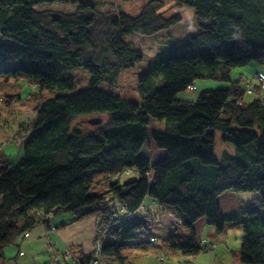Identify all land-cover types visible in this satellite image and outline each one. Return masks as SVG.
I'll return each instance as SVG.
<instances>
[{
    "label": "trees",
    "instance_id": "16d2710c",
    "mask_svg": "<svg viewBox=\"0 0 264 264\" xmlns=\"http://www.w3.org/2000/svg\"><path fill=\"white\" fill-rule=\"evenodd\" d=\"M56 1L79 6L72 13L37 8ZM174 1L167 12L189 7L201 32L162 44L143 77L150 88L142 87L143 102L136 103L96 85L144 62L132 37L176 27L179 13L166 16L157 0L136 17L80 0H0V99L7 107L22 100V77L41 99L35 119L16 134L23 137L20 160L14 165L0 155V259L39 225L55 230V214L69 212L72 223L98 219L89 254L69 247L74 264H90L98 237L103 264H126L124 251L144 243L161 246L151 228L162 214L177 221L167 236L174 255L209 252L213 245L195 231L205 219L219 234L227 224L242 227L241 264H264V82L257 79L261 71L257 84L232 76L264 64V0ZM78 67L90 72V87L64 94L75 89L69 72ZM199 80L229 86L205 90L195 101L177 98ZM58 91L44 100V92ZM97 118L100 124L89 123ZM217 131L235 147L220 160ZM150 140L159 158L144 154ZM251 192L260 196L238 213L222 214L220 196ZM147 199L156 213H142ZM178 226L189 231L179 241Z\"/></svg>",
    "mask_w": 264,
    "mask_h": 264
},
{
    "label": "rangeland",
    "instance_id": "374dc122",
    "mask_svg": "<svg viewBox=\"0 0 264 264\" xmlns=\"http://www.w3.org/2000/svg\"><path fill=\"white\" fill-rule=\"evenodd\" d=\"M152 0H80V2L84 3H91L96 4L102 11H113L116 13L119 12H125L131 16H139L142 12V9ZM162 2L165 5L166 9V16H171L172 14L179 13L182 16V23L178 24L174 29L160 32L159 34L147 37V36H141V35H135L132 37V41L136 44V46L144 52L146 55V58L144 62L138 64L136 67L131 69L122 70L120 72L109 74L107 77L102 79L96 87L100 90L106 91V92H112L116 96H119L120 98L136 103H142L143 102V90L142 87H145L144 89H149L150 86L147 82H143V77L147 73V67L151 63L153 57L157 54V52L162 48V44L166 41L171 40H177L180 42L185 36L188 34H198L201 32V29L197 25V23L193 20V12L189 7H183L182 9H174L172 12L168 11L167 9L175 4L174 0H157ZM79 6V1L77 2H64V1H56L54 3L39 5L37 8L39 9H53L58 10L66 13H72L77 10ZM257 65L256 63L251 64L250 68H238L233 70L232 76L238 77L240 76L241 72L243 70L246 71L244 73L245 77L248 79V81L254 82V84H257L258 81L255 79L256 73H252L253 67ZM264 65L258 64V69L262 70L261 73L264 75ZM241 71V72H240ZM257 73V74H258ZM69 75L73 77V80L75 82V89L71 93H64V94H73L77 92L84 91L90 87L91 82V74L88 70L78 67L74 68L69 72ZM2 78H9L7 76H2ZM20 80L23 83V91L21 93L22 102L24 105H21L19 107L21 110L17 111L18 113L15 114L16 110L13 111L12 114H7L6 119L10 118L11 122L0 126L2 129L5 130V136H8L9 139L5 143L4 141H1L0 147H2L0 151V155L4 153L7 156H10L11 162L14 164L20 160L18 155L20 154L19 150L21 149L23 137L16 135L20 128L27 126L31 123L33 119H35L36 115L34 113L35 106L37 103L41 101L39 97H36V94H33V88L30 86V84L24 79V77L20 78ZM246 81V79H245ZM229 84L227 83H221L216 82L212 80H199L195 83V89H190L187 91L180 92L177 95V98L180 100H189V101H195L199 97V95L205 91V90H215V89H225ZM213 88V89H212ZM60 95L62 94L60 91L55 93L50 92H44L43 97L44 100L53 97L54 95ZM1 100V99H0ZM2 101V100H1ZM3 102V101H2ZM14 104V103H13ZM35 115V117H34ZM13 117V118H11ZM159 122H155L152 126L153 128H159ZM154 130V129H152ZM3 136V134H2ZM2 136L0 135V140L2 139ZM7 137V138H8ZM7 145H9L7 147ZM151 145H154L153 141L150 140L148 144L144 148V154L151 155L153 157L159 158V155L154 151V148L150 151L149 147ZM215 158L216 160H220L222 155L225 152H228L230 154L235 153V147L228 142H225L222 138V132L217 131L215 134ZM7 147L6 150L4 148ZM155 147V145H154ZM165 153V151H163ZM131 175H124L123 179H131ZM105 187L96 188L95 192H102L105 191ZM233 195V194H232ZM241 200H247L250 201L254 198H257L260 196V192H251V193H235ZM229 199L228 195H225L222 197L223 200V210L224 212H227L228 214L233 213V210H236V207L233 209V204L230 206L225 203ZM150 200V199H148ZM223 213V214H227ZM63 214H70L71 213H62ZM57 215L55 214L54 217ZM201 220L197 226H196V234L198 236V239L204 243H207V245H213L211 246L209 252H203L200 253L197 257H189L190 261L193 264H241L239 260V248L241 245V238H242V230L238 224H227L226 230L224 233L219 234L217 230L213 227H211L208 224V221ZM162 227L158 223H154L153 228H151V234L157 236L164 245H168V237L163 234L161 231ZM188 231L183 226H178V230L176 231L175 235L177 237V240L182 238L183 236L189 234ZM205 245V244H203ZM54 246V245H53ZM52 247V244H51ZM48 247L46 248L43 255L38 259L34 260L32 258H22L18 255V246H8L3 251V259H0V264H66V261L69 264H74L73 257H67L66 250H60V254L56 252V249ZM137 247H144L147 249H155L156 247L153 245H149L148 243L138 245ZM134 248V247H133ZM143 249V248H142ZM26 253V252H24ZM1 254V253H0ZM1 256V255H0ZM29 257H31L29 255ZM179 257L181 259H184L185 257L180 254ZM17 259H19L17 261ZM139 259V258H137ZM197 259V260H196ZM135 261V259H133ZM160 263L161 261L158 260ZM189 261V262H190ZM171 262L170 257L166 256V260L164 263L169 264ZM174 264L180 261H173Z\"/></svg>",
    "mask_w": 264,
    "mask_h": 264
},
{
    "label": "crops",
    "instance_id": "0c3cea01",
    "mask_svg": "<svg viewBox=\"0 0 264 264\" xmlns=\"http://www.w3.org/2000/svg\"><path fill=\"white\" fill-rule=\"evenodd\" d=\"M175 28V27H174ZM172 28V29H174ZM170 29V30H172ZM176 42H178L177 40H175ZM264 65V64H263ZM250 66H248L247 68H250ZM264 69V68H263ZM257 71H262L260 69H258V65H255L253 67V71L252 73H256ZM241 72V71H240ZM264 72V71H263ZM246 73L245 70H243L241 72V74ZM213 89V88H212ZM21 105H24L22 100L11 104L10 107H7L1 100H0V124L2 125V123L7 124L9 122H11L10 118L6 119L7 114L9 115V113H11L13 116V111L14 109H18L16 110L15 114H17V111H20L21 109L19 107H21ZM35 114V112L33 113ZM35 117V115H34ZM13 118V117H11ZM26 126V125H25ZM5 130L2 129V127L0 126V135L2 136L1 141H4L3 143H5L7 141V139H9L8 136H5ZM8 137V138H7ZM0 143V144H3ZM9 145H7L8 147ZM7 147L4 148V150L7 149ZM20 154L18 155V157H22V146L21 149L19 150ZM19 158V159H20ZM1 160L3 161H7L10 162L11 164H13L10 160V156H7L5 154V151L3 154H1ZM19 161V160H18ZM17 162L14 164L16 165ZM233 194V195H232ZM228 195L229 199H227V201L225 203H227L229 206L231 204H233V209L236 207V210H233V213H238L241 209V204L244 202H248L247 200H241L239 197L240 195H235V193H226L223 194L222 196H220L218 198V202L221 208V212L223 213H227L224 212L223 210V200L222 197ZM145 208L143 209L142 213L144 212L145 209L156 213L157 211V206L156 204L153 203V201L151 200H146V202L144 203ZM232 214V213H231ZM223 215H228L227 214H223ZM204 221H206L205 219H202ZM73 221V216L70 214H60L56 217L53 218L52 220V225L54 226L55 230L52 231L50 230V228L47 225H39L38 227H36L32 232H30L20 243V245L18 246L19 250H18V255L22 258H32L34 260L38 259L43 255L45 249L48 247H52L51 248H55L56 252H58V254H60V250H65L67 247H74L75 248V252L77 255H79V251L83 250L85 253L89 254L92 251V246H93V241L95 238V234L97 231V226H98V219L96 218H91L88 220H84V221H79V222H75L72 223ZM201 221V220H200ZM198 221L195 224V230H196V226L197 224L200 222ZM203 221V222H204ZM177 223L176 218L174 217V215L171 214H162L161 216H159V222L158 224L162 227L161 231L163 232L164 235L169 236L172 232L174 233L173 230V225L175 226ZM241 230L242 227H240ZM175 229V228H174ZM226 230V228H225ZM225 232V231H224ZM188 234L186 233L184 237V239L186 238ZM54 245V247H53ZM80 248V249H78ZM143 248V249H142ZM60 249V250H59ZM26 252V253H24ZM125 254L129 257V261L126 264H166V263H160L159 257H170L171 262L169 264H174L173 261H190L189 257L184 256V259H181L179 257L180 253L178 254H172L169 250V248L167 246L164 245V243H162L161 246L156 247L155 249H147L144 247H140V248H130V249H126ZM29 255L31 257H29ZM139 258V259H137ZM133 259H135V261H133ZM19 259H17L18 261ZM197 260V259H196ZM191 262V261H190ZM66 264H69L66 261Z\"/></svg>",
    "mask_w": 264,
    "mask_h": 264
},
{
    "label": "built area",
    "instance_id": "2783aa9c",
    "mask_svg": "<svg viewBox=\"0 0 264 264\" xmlns=\"http://www.w3.org/2000/svg\"><path fill=\"white\" fill-rule=\"evenodd\" d=\"M257 79L260 81V82H264V75L261 74V73H258L257 74ZM195 89V88H194ZM264 97V96H263ZM3 147V146H2ZM2 147H0V151L2 149ZM52 231H54V229L52 228ZM102 233H106V231L102 232ZM152 243L154 245L158 244L157 241L155 239L152 240ZM54 247V246H53ZM94 252H95V256L94 258L91 260L90 264H103V261H102V255H101V237H98L95 239V243H94ZM207 251V250H206ZM66 253H67V257H71L73 254L71 252V249L69 247H67V250H66ZM159 260L161 261V263H164L166 258L165 257H160ZM76 264H80L78 261H76ZM176 264H184V263H181V262H177Z\"/></svg>",
    "mask_w": 264,
    "mask_h": 264
},
{
    "label": "water",
    "instance_id": "95a60500",
    "mask_svg": "<svg viewBox=\"0 0 264 264\" xmlns=\"http://www.w3.org/2000/svg\"><path fill=\"white\" fill-rule=\"evenodd\" d=\"M90 124H93V125H96V124H100L101 123V120L100 119H92L89 121Z\"/></svg>",
    "mask_w": 264,
    "mask_h": 264
}]
</instances>
